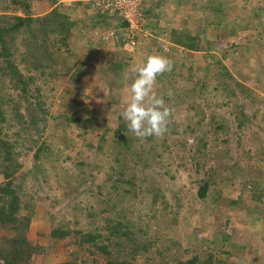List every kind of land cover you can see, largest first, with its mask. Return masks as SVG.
<instances>
[{"label": "rangeland", "instance_id": "1", "mask_svg": "<svg viewBox=\"0 0 264 264\" xmlns=\"http://www.w3.org/2000/svg\"><path fill=\"white\" fill-rule=\"evenodd\" d=\"M22 1L28 5V11L33 17L42 16L50 9L49 0ZM74 1L76 0H57L56 3L66 7ZM185 1L184 5L181 4L180 14L191 9L195 17L212 16L207 8L202 10L198 3L197 5L194 3L192 9L189 4L194 0ZM220 1L215 0L214 4L218 5ZM228 1V6H231L235 0ZM235 7L238 10L228 8L222 10L223 21L230 22V18L235 14H240L242 18L247 17L246 8H239L238 2ZM22 12L21 8L12 4L10 0H0V15L22 16ZM82 13L85 14V11L81 6L73 12L74 16L78 17ZM86 16L87 14L77 26L82 33L78 35L75 33L74 41H71L72 37L70 40L69 49L73 55L68 56L63 47L59 51L48 47L55 63L53 68L55 72L52 75H48V70H44L43 75L40 71H27L20 62L18 53L13 55L14 64L19 71L33 78L31 88L38 90L36 94L47 112L39 135L34 137L33 133L18 130L17 124L12 121L11 108L19 107V111L23 112L24 102L19 98L18 92L11 87L8 79L0 74V103L6 118L0 127L6 139L13 143L21 164L20 170L15 174L14 183L23 187L25 201L33 205L35 213L30 220L26 237L32 245L44 248L42 255L33 259V264H61L69 261L73 251L76 252L78 260L86 259V264H90L93 259L97 264H104L101 255L95 251L92 254L82 252V249L73 244L72 239L53 244L48 231L57 223H62L70 230H94L104 234L106 224L104 217L115 215L129 231H133L135 240L148 238L155 241L158 229L156 222L145 216L148 196L144 195L143 188L156 185L163 192L167 203L169 200L170 206L173 204L172 195L174 193L179 195L182 207L178 213L176 212L177 227L172 233V241L178 243V246L170 245L162 249L159 244L154 245L162 254L153 255L155 250L152 249L149 252L152 260L164 259L166 261L163 264H173L171 259L173 257L184 261L196 253H211L215 249L211 239L214 237L223 239V236L227 235L232 243L245 248L242 253L237 250L231 252L230 244L225 242L223 250L231 253L228 256L219 252L218 256L225 260H222L221 264H264V205L258 207L253 203L249 189L239 182L230 184L218 182L217 190L221 197L217 206L211 204L213 190L207 191L205 200H199L196 195L197 181L202 175L201 172L196 173L197 168L188 160L189 152L185 151V155L180 156L183 159L172 157V153H175L177 145L179 146L183 139L187 145L192 144L191 137L178 129L175 134L168 130L162 138L152 136L141 140L128 131L120 116L129 95V79H134L135 68L144 60V55L140 52L141 45L145 43L155 47L156 40L147 37L148 40L143 39L136 50L128 51L133 61L124 67L120 76H113L103 64L95 68L97 62L101 61L98 57L93 61L95 63L93 67L90 63L91 53L85 49L84 44L89 46L94 44V48L101 47L105 51L109 48V54L104 52L106 57L101 56L108 61L116 59L119 54L117 51L121 52L122 49H115L116 47L109 41L98 44L96 42L98 36L94 35L93 29L89 26V19H85ZM193 29L199 31L200 27L196 26ZM232 29L235 30V27ZM222 36L220 34L218 39L222 40ZM224 39L237 45L233 57L238 60V65L234 64L233 69L230 68L231 71L235 73V69H241L243 77H246L244 82L251 86V80L258 78V74L252 69L254 65H260L259 73L264 75V46L259 31H244L240 38L235 36L228 40ZM242 41L243 43H240ZM15 43L18 44L19 40L16 39ZM222 47H226L224 43ZM110 48L115 52L112 53ZM19 49L18 47L16 51ZM208 63L209 60L203 54L196 62L202 67ZM199 75L198 72L195 74L197 77ZM173 87L186 89L189 85L180 82L173 84ZM240 103L242 106L246 105L248 113L253 109L251 106L248 107L243 99ZM199 104L201 108L204 105L201 102ZM215 113L223 116L228 122L232 121V116L225 108L217 109ZM63 114L66 117L76 114L87 122H68L61 116ZM185 115L184 108L173 110L168 128L171 129L173 124L175 126L188 124L183 118ZM52 116H56L55 121L52 120ZM120 129L122 131L119 134L123 135V143L130 142V150L120 147L113 141L114 132ZM253 133L255 132L246 131L238 135L231 127L225 142L220 140L223 138L220 133L209 135V146L204 157L205 169L208 166L217 167L222 163L227 169L233 168L237 172L236 177L246 172L247 164L256 163L259 143L264 146V141L257 142L252 139ZM40 141L43 142V149L37 154V158H34ZM153 145L155 153L161 155L159 161L163 167L155 166L156 161L153 158L151 161L154 164L149 161L150 165L147 166L144 165L145 161L143 162L144 156L136 157L144 149L149 151ZM167 157L169 162L171 159L174 160L166 164ZM118 158L123 163L120 176L117 173L120 164L115 160ZM129 178H133L132 187L127 183ZM166 232L160 230L161 235H165ZM150 256L148 261L151 260ZM144 260L138 258L128 264H149Z\"/></svg>", "mask_w": 264, "mask_h": 264}, {"label": "trees", "instance_id": "2", "mask_svg": "<svg viewBox=\"0 0 264 264\" xmlns=\"http://www.w3.org/2000/svg\"><path fill=\"white\" fill-rule=\"evenodd\" d=\"M214 1L194 0L195 5L198 3L202 6V10L207 8V11L211 12V17H195L193 13L188 12L190 14L188 17L191 19L190 24L182 19L180 23L183 25L182 27L177 24V27L168 28L166 36H163L161 41H157L155 47L143 43L140 51L144 55L142 64L146 61L147 56L154 54L165 56L172 62V71L157 77L153 90L156 95L163 97L165 105L172 110V113L176 108L180 110L184 108L186 115L183 118L187 120L188 124L177 126L173 124L168 130L175 134L178 129H181V133L191 137L192 144L187 145L183 139L179 146L177 145L175 153H171L174 159H183L180 156H184L185 151L189 152L188 160L197 168V174L201 172L202 178L197 181L196 195L198 199L205 200L207 191L213 190L210 197L211 204L217 206L221 197L217 190L218 182L228 184L239 182L249 189L251 200L259 207L261 204L264 205L263 144L259 143L258 145L256 163L247 164V171L238 177H236L237 172L233 168L227 169V166L222 163L217 167L208 166L205 169L204 157L209 146L208 136L220 133L223 137L220 140L225 142L231 127L236 130L238 135H242L246 131L255 132L252 139L257 142L264 141V75L259 73L260 65H254L252 69L258 74V78L251 80V86H248L244 82L246 77H243L241 69H235V73H233L230 68L233 69L234 64L238 63V60L233 57L237 45L228 40L235 36L240 38L244 31H259L264 46V0H235L231 6H228V0H221L218 5L214 4ZM10 2L20 7L23 14L22 16L0 15V63L2 64L0 74L8 79L11 87L18 92L19 98L24 102L23 112L19 111V107L11 108L12 121L17 124L18 130L29 132V134L33 133L35 137L41 131L40 127L44 124L47 112L43 102L36 94L38 90L31 88L33 78L25 76L19 71L14 64L13 55L18 53L20 62L27 71H40V74L43 75L44 70H48V75H52L55 72L53 69L55 63L48 47H53L56 51L63 47L68 56L73 55L69 49L70 40L72 37L71 41H74L75 33L77 35L82 33V30L77 26L82 23L85 14L88 16L85 19H89V26L92 29L103 31L112 26L109 21H106L108 16H100L97 12L90 11L89 2L85 0H76L75 3L72 2L66 7L56 3L57 0H49V11L42 16L34 17L30 15L28 5L24 1L10 0ZM237 2L239 8L248 10L247 17L242 18L240 14H235L230 18V22L226 23L221 16L222 10L224 8L238 10L235 7ZM80 6L83 7L85 14L82 13L80 15L82 17L74 16L73 12ZM143 14L147 20H153L161 13L153 7L150 10L143 9ZM123 24L121 23L117 27H123ZM196 26L200 27L199 31L193 29ZM232 27H235V30ZM220 34L223 35L222 40L218 39ZM224 38H227L228 41ZM16 39L19 40L18 44L15 43ZM102 42V39L98 37L97 43L101 44ZM109 43L116 48L117 46L121 47L122 38H118L116 42L110 40ZM222 43L225 44V48L222 47ZM18 47L20 49L16 51ZM99 48L101 49V47ZM220 50L222 51L220 52ZM117 54L118 57L113 61L101 60L103 66L107 67L113 76H120L124 67L133 61L132 55L127 51H117ZM201 54L209 60L205 67L196 64L197 60H200ZM197 56L198 59H196ZM197 72L200 74L199 77L195 76ZM129 81L131 84L132 79ZM180 82L187 83L189 88L176 89L173 87V84ZM169 91L172 93L171 96L167 94ZM241 99L247 102L248 107L253 108L249 113L246 110V105H241ZM200 102L204 104L202 108L199 107ZM1 105L0 103V124L5 123L6 120L5 111L2 110ZM220 108L228 110L232 121L228 122L223 116L215 113ZM61 116L72 123L87 122L76 114L71 115L72 117H66L64 114ZM51 118L53 121L56 120V116ZM120 131L122 130L114 132L113 141L120 147L130 150V142L123 143L116 140ZM36 143L37 141H35V146ZM39 144L34 152V158H37V154L43 149V142L40 141ZM211 148L213 147L211 146ZM149 151L144 149L136 157L144 156V160L142 159L143 162L145 161L144 165L149 166V161L154 164L151 161L154 159L155 166L163 167L159 161L161 155L155 153L154 145L149 148ZM174 159L169 162V157H167L166 164H170ZM115 160L117 164H120V167L117 168V173L120 176L123 163L119 158ZM20 168L18 153L14 151L13 143L6 139L0 127V177L2 179L0 182V230L2 231L0 234V264H33V259L42 255L44 251L43 247L32 245L26 237L30 220L35 213L33 205L25 201L23 187L14 183L15 174ZM127 183L132 187L134 185L133 178H129ZM156 186L143 188L144 195L148 196L145 216L147 219L154 220L158 229L155 241L148 238L135 240L133 231H129L128 227H125V224L120 222L115 215L104 217L106 222L104 234H99L94 230H70L62 223H57L56 226L50 228L48 236L53 244L72 239L73 244L82 249V252L92 254L95 251L101 255L104 264H128L138 258H144V262H149V264H153V262L163 264L166 260H152L149 252L154 249L153 255L162 254L154 246L156 244H159L162 249H166L170 245L178 246V243L172 241V233L177 227L176 212L178 213L182 207V201L179 195L174 193L172 195L173 204L170 206L169 200L167 203L163 192ZM160 230L167 232L165 235H161ZM211 241L215 246L213 252L196 253L184 261L173 257L171 258L173 264H221L222 260H225L221 259L220 255L218 256L219 252L229 256L234 250L242 253L245 248L232 243L227 235L223 236V239L214 237ZM225 242L230 244L231 252L223 250ZM149 256L150 261H148ZM77 258L76 252L73 251L69 261L61 264H86V259L78 260ZM90 264H97V262L93 259Z\"/></svg>", "mask_w": 264, "mask_h": 264}, {"label": "clouds", "instance_id": "3", "mask_svg": "<svg viewBox=\"0 0 264 264\" xmlns=\"http://www.w3.org/2000/svg\"><path fill=\"white\" fill-rule=\"evenodd\" d=\"M143 2L142 11L145 0ZM109 17H106V21H109L111 28H116L117 25L111 24ZM146 22L148 27L147 19ZM118 33L119 37L120 33ZM147 37L151 38L149 31ZM163 49L166 50L165 47ZM172 69V62L165 56L158 54L147 56L146 61L135 68V77L128 86L129 95L126 99V106L121 111L120 116L128 131L136 138L141 140L152 136L162 138L168 132L172 110L165 105L163 97L156 95L153 89L157 77L170 73ZM167 94L172 95L171 91Z\"/></svg>", "mask_w": 264, "mask_h": 264}, {"label": "built area", "instance_id": "4", "mask_svg": "<svg viewBox=\"0 0 264 264\" xmlns=\"http://www.w3.org/2000/svg\"><path fill=\"white\" fill-rule=\"evenodd\" d=\"M89 2L92 12L100 16H110L115 25L123 24V27L111 28L103 31H96L103 42L122 38V49L133 50L137 44L148 36L147 22L143 14V0H85ZM120 33L118 37L117 33Z\"/></svg>", "mask_w": 264, "mask_h": 264}, {"label": "crops", "instance_id": "5", "mask_svg": "<svg viewBox=\"0 0 264 264\" xmlns=\"http://www.w3.org/2000/svg\"><path fill=\"white\" fill-rule=\"evenodd\" d=\"M184 1L185 0H145V3L147 2V4H144L145 10H150L153 7H155L161 13L159 15V17H156V19L154 18L153 20H150V19H148L149 21L147 20L148 21L147 30L151 34V38L152 39L155 38L156 43H158L159 40L161 41V38L163 36H166V33L168 32V28L171 29L173 27H177L178 26L177 24H180L182 19L186 20L188 24L191 23V19H190V17H188L190 15L188 12H191L192 11L191 9H190L191 11L189 9H187V11L186 10L182 11L183 12L182 14H180V12H179L181 10V4L184 5ZM152 2H155V3H152ZM158 3H159V5H158ZM189 5L193 9L194 2H191ZM111 24H113V21H111ZM182 26H183L182 24L179 25V27H182ZM164 28H165V30H164ZM95 31H98V30L96 28H93V33ZM96 42H98V41H96ZM92 45L94 46V44H92ZM84 46H85V49H87L88 52L91 53V57L93 56V58H94V59L92 58L93 60L90 59V63L93 65V67L95 64V63H93L95 58L98 57L99 60L104 59L103 57H106V54L104 52L108 53V50H109V48H107L106 51L103 50L102 48L101 49L97 48V47L94 48L93 46H89V44H87V45L84 44ZM95 49H97L98 52H96L97 50L95 51ZM116 49L119 50V49H122V47L117 46ZM110 50H112L111 51L112 53L115 52V50L113 48H110ZM101 56H103V57H101ZM101 64H102V61H98L97 65H95V68Z\"/></svg>", "mask_w": 264, "mask_h": 264}, {"label": "water", "instance_id": "6", "mask_svg": "<svg viewBox=\"0 0 264 264\" xmlns=\"http://www.w3.org/2000/svg\"><path fill=\"white\" fill-rule=\"evenodd\" d=\"M117 140H119V141H122V142H123V135H122V134H119V135L117 136Z\"/></svg>", "mask_w": 264, "mask_h": 264}]
</instances>
